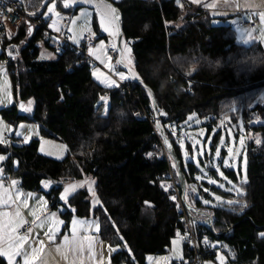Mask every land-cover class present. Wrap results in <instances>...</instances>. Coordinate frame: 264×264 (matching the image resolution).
Returning <instances> with one entry per match:
<instances>
[{
	"label": "trees",
	"instance_id": "obj_1",
	"mask_svg": "<svg viewBox=\"0 0 264 264\" xmlns=\"http://www.w3.org/2000/svg\"><path fill=\"white\" fill-rule=\"evenodd\" d=\"M112 3L122 15L123 39L133 41L132 70L140 81L131 80L117 65L129 80L127 92L101 86L94 67L69 50L55 53V60H41L43 33L36 29L29 34L27 24L3 45L18 51L7 67L15 100L34 103L30 117L21 115L16 105L2 109L3 121L39 124L69 149L64 159H50L39 152L38 140L9 137L0 143L4 173L29 192L41 193L43 183L51 182L45 196L52 212L64 208L60 216L65 228L74 216L96 219L100 237L115 248L113 264H148V256L168 251L177 232L186 233L168 177L171 170L180 186L177 163L170 156L168 165L157 130L144 118L154 114V99L163 129L164 118L179 124L192 116L210 119L209 129L220 121L242 120L253 134L246 144V183L236 171H224L244 191L227 194L240 203L206 213L214 220L215 234L208 232L211 240L237 252L233 264H264V123L252 120L256 113L264 119L262 45H237L231 27L216 26L208 12L178 0ZM46 7L45 0H25L28 12L42 13ZM5 57L3 50L0 62ZM171 142L188 189L196 180L193 161L186 167L179 142ZM87 177L96 181L98 205H92L86 189L63 204L65 183ZM242 204L247 205L243 211ZM183 249L180 264H188L192 250L187 241ZM0 264H8L5 257L0 256Z\"/></svg>",
	"mask_w": 264,
	"mask_h": 264
},
{
	"label": "rangeland",
	"instance_id": "obj_2",
	"mask_svg": "<svg viewBox=\"0 0 264 264\" xmlns=\"http://www.w3.org/2000/svg\"><path fill=\"white\" fill-rule=\"evenodd\" d=\"M49 1V2H48ZM68 6H65V0H45V4H47L46 9L44 10V13L47 16H51L49 30L56 34H66L70 37L83 34L85 31H91L92 35L96 38V50L101 49V41H103V48L107 49L105 52V56L107 58L110 57V62L113 63L112 67H109L107 65H102L98 61L97 63L100 65V67H94L93 73H98V77L100 80H104L105 77L109 78L104 70L114 72V74L117 73V65H119L118 61L114 62L112 60V57L108 53V49L112 47L113 44H115L118 47V38L117 37H109V41L105 42L104 39H102L101 33H107L101 28L100 26V15L99 12L96 10V4L101 2V0H93L92 3H80L73 2V0H67ZM53 4H55V11L60 13V16L62 17L60 23L57 25L59 27V31L56 30L55 27H51L53 21L56 20V16L53 13H50L48 11L49 7H51ZM199 10L198 7H195ZM87 11L90 13V16L88 18L87 24H85V20L83 17H81V12ZM77 12V13H76ZM31 13V12H30ZM79 18V19H77ZM75 21V23H73ZM96 24L97 28L94 26ZM84 36V35H83ZM82 38V37H81ZM72 42L75 43L76 40L70 39ZM82 40V39H81ZM40 47V59L41 60H55L57 58L55 52L49 50L45 47V45L42 42H39ZM78 44V43H75ZM132 44L133 41H127L125 39L121 42V49L124 48L125 45L131 50L130 56L126 53V60L124 63V66L127 69L134 68V57L132 53ZM108 46V48H107ZM95 49V48H94ZM93 51V50H92ZM2 46L0 44V56L2 54ZM94 52V51H93ZM42 54L45 56V58H41ZM51 58H48V57ZM94 56V55H93ZM95 58V57H94ZM131 59V64H127V59ZM104 69V70H103ZM4 71L7 73L6 80L7 84L4 83L5 76L3 74H0V88H3L4 91H0V109H8V107L17 106L18 110L21 115L23 116H32L33 114V101H16L13 95V89L11 85V81L8 75L7 67L4 66ZM94 76V74H93ZM96 79V77H95ZM110 79V78H109ZM97 80V79H96ZM111 80V79H110ZM98 81V80H97ZM99 82V81H98ZM100 83V82H99ZM103 83L102 85H104ZM105 88H113L105 86ZM3 104V106H1ZM21 104H23L26 108L30 107V111H25L23 108H21ZM210 119H204V118H198V117H190L187 119L186 122L182 123V127L184 130V136L179 142L181 146V154L183 157V161L185 166L187 167V163L189 160L193 161L196 175H195V182L194 184H190L187 189V197L186 201L194 206L196 209L200 210L202 213L211 212V209L218 208V207H229L234 204H229L228 201H237L235 198L228 196L227 194H235L238 195L235 190L229 191L228 189L232 188V185H236L230 177H228V174L224 171L225 169H232L237 172L238 177L240 178V182H242L247 175L248 172V160H247V152H246V144L248 140H251L253 138V134L248 132V129L246 128V125L244 121L239 120L237 123L231 124L229 120L220 121L217 123V125H214L212 129H209V125H211ZM19 124L21 125L20 130H18ZM24 126H28L23 129ZM8 136L14 137L15 135L17 138H23L24 141H32L34 139L39 141V152L47 157H50L55 160H61L64 159L69 152L68 147L66 146V143L57 141L53 138H51L47 133H45L41 126L36 123H31L28 121H20L17 125H8ZM17 133H22L23 135H17ZM3 135V134H2ZM27 137V139H25ZM241 137H243V145H241ZM221 138L224 140V144L221 145L220 141ZM190 146V149H189ZM219 147L221 150V156L217 158L215 156L216 148ZM227 147H232L234 150V153H237L235 156V159H231L228 156L227 153ZM187 153V156L185 155ZM1 156V155H0ZM3 156V155H2ZM229 159L230 164H234L235 167L233 168H225L223 165V160ZM1 165V163H0ZM3 165V164H2ZM1 165V166H2ZM219 166V170L223 171L225 176L227 177V180H225L223 177L219 175V172L216 170V166ZM213 170V172L211 171ZM243 173V175L241 174ZM242 175V178H241ZM200 177V179H197V177ZM209 179L216 180L217 184H210ZM13 179L11 178L10 182ZM94 181V183H92ZM228 181H231V184L228 183ZM79 182H85L83 183V186H77L74 191H69L66 195L65 199L62 200L63 204H66L69 200V198L78 190L86 189L89 192V198L93 206H97L98 203H94V201H98L96 190H95V184L96 181L92 177H87L82 180L78 181H68L63 186V190L60 194V197L65 195V188H68L69 185L72 184H78ZM18 184V181H17ZM16 184V185H17ZM220 184H223L224 187H219ZM14 185L15 188H19V185ZM43 189L41 194L43 195L42 198L46 199L45 193L51 190L52 183L51 182H44L43 183ZM213 187L214 189H211ZM91 188V190H90ZM193 188L195 190H193ZM207 189V191H205ZM25 192L27 195L31 194L38 195L39 193H32V192ZM95 193V195L93 194ZM207 194V195H206ZM29 196V195H28ZM217 197H220L219 200H217ZM207 200L209 203L205 204L204 201ZM237 204V203H235ZM61 211H64V208H60ZM173 240H179L178 244V250L179 254L182 257L181 259H178L176 255H174V250L177 248L176 245H173ZM171 241V245L169 247V250L165 254L160 255H151L148 257H153L154 260L150 261L147 259L148 264H163L162 261H160L161 257H170V260L168 261V264H180L184 260V243L187 241V238L180 233V237L175 236ZM189 248H191V245L188 243ZM223 256L222 254H218L216 261H206L205 264H221V261L218 257ZM223 264L224 261L226 262L225 257L223 256ZM210 262V263H209Z\"/></svg>",
	"mask_w": 264,
	"mask_h": 264
},
{
	"label": "crops",
	"instance_id": "obj_3",
	"mask_svg": "<svg viewBox=\"0 0 264 264\" xmlns=\"http://www.w3.org/2000/svg\"><path fill=\"white\" fill-rule=\"evenodd\" d=\"M112 1L118 2L121 0H112ZM185 3L193 7H198L199 9L208 12L211 15V18L213 19V22L216 26L231 27L233 31L236 32L237 45L249 47L253 44H260L262 45L264 49V0H185ZM254 19H256L258 22L257 26L253 28L241 26L243 21H252ZM87 33L91 34L92 32L87 30L83 34L73 36L75 38H72V40H76L75 43L79 44L82 39L81 37H83V35ZM101 36L107 37V39H105V42H108L109 37H111L108 32L101 33ZM106 50L107 49L105 48L96 50V46H95V49L93 51L97 55H99L101 59H97L96 55H94L93 57H95V60L98 61L100 64L107 65V66L110 65L112 67L113 63L110 62V60L105 56ZM108 53H109V49H108ZM102 60H104L105 62L102 63L101 62ZM113 61L116 62L117 60H113ZM132 69L133 68H131V71L133 73ZM119 72L120 71L117 70V73ZM94 77H96V79L100 82L99 83L96 80L101 86H104V85L106 86V84L102 85L103 81L98 78V73L94 75ZM112 87H116V86H112ZM1 106H3V104ZM193 117H196V116H193ZM7 127H8V124L5 121H3L1 114H0V136H2L4 142H6L7 138H9V136L7 135L8 134ZM26 127L28 126H24L23 129L25 130ZM20 128H21V125L19 124L18 130H20ZM15 137L17 136L15 135ZM24 142H27V141H24ZM4 157L6 160V156ZM3 161H0L1 165L4 163ZM1 165H0V168H2L3 171L2 173H0V180L3 181L5 189H9L10 182L5 181L3 179L5 173H4V167L3 165L2 166ZM241 174L243 175L242 172ZM242 175H241V178H242ZM17 185H19V188H15L14 186H12L9 189V191L13 193L14 199H16L15 193L17 191L22 193V195H20L19 198L16 199V204L14 205H0V211H7L10 213H14L16 211V208L19 207L21 215L26 222L29 221L32 223L34 220L36 221L35 224L32 223L33 224L32 231L29 232L28 234L29 242L25 245V249L29 253L31 252L32 247H39L40 246L39 242L43 241L44 242V252L41 253L40 259L43 260L45 264H73V261L75 262V264H113L111 262V257L115 253V248L110 246L105 241H103L102 238L100 237V226H99V222L96 219L94 218L81 219V218L74 216L69 222L68 228H65V221L60 216V214L63 211L59 209L57 211L52 212V210L49 209V201L47 197L46 199L42 198L43 195L41 193H39L38 195L28 196L25 192H23L26 190L21 188L19 182ZM26 192H29V191H26ZM32 193H38V192H32ZM25 200H27L26 207L22 203ZM43 201H47L46 206L44 205ZM33 211L37 212V214L40 217L39 220H36V217L32 215ZM52 213H55L58 219L64 221V223L60 225L59 231L56 233L54 240H50L48 238V235H46V233H48L49 228L51 227V224L47 222V218ZM73 220L84 221L85 227L86 228L90 227L91 229L90 231L81 229L80 235L81 236H92L95 238V244H94V249H93V251L95 252L94 258H92V252L88 250H85L82 255L77 254V256L74 257L71 253H65V251H63V249L61 248V246L64 243L63 237L65 235H68L69 237H71L72 235ZM42 221H44V225L43 227H39L38 225H40ZM97 225H98V228L96 227ZM5 259L7 260L6 257ZM225 259H226V262L224 261L225 264H233V263H230V261H228L227 258ZM16 260L17 262H19V264H22L21 257L17 256ZM216 260H217V257L214 260H210V261H216ZM36 264H40V261H37Z\"/></svg>",
	"mask_w": 264,
	"mask_h": 264
},
{
	"label": "built area",
	"instance_id": "obj_4",
	"mask_svg": "<svg viewBox=\"0 0 264 264\" xmlns=\"http://www.w3.org/2000/svg\"><path fill=\"white\" fill-rule=\"evenodd\" d=\"M155 1V0H153ZM169 2L171 0H158ZM180 2H185V0H178ZM51 16H47L44 12L42 13H30L25 10V5L22 0H0V44L2 46V50H4L6 57L0 62V65L5 67L9 66V63L13 57H15L18 53L16 46H5L3 45L6 42L12 40L14 35L20 29V26L23 24H27L29 26H33L35 29L40 30L42 35V43L45 45H49L50 49L55 53H61L64 50H69L74 52L76 55L83 58V62L92 67H100L97 63L93 55L90 53V49L93 50L96 45V38L87 33L82 37V41L79 44H75L70 40V38L65 34H56L49 30ZM258 22L256 19L252 21H243L242 27H250L253 28L257 26ZM118 47H111L109 50V54L113 60L118 58ZM11 52V55H9ZM104 70V69H103ZM106 75L112 80L116 81L118 84V88L123 90V92H127L129 90V80L126 77L125 79H120V76L114 72H110L104 70ZM137 118H141V114H136ZM144 118L149 121L153 127L157 130V136L159 138V142L161 143L168 165L170 166V150L173 148L171 140L175 142H180L184 136V130L181 124L175 121H169L168 119H163L166 124V127L163 129L166 135V138H163L161 133L156 128V120L154 115L149 116L147 113L144 115ZM253 121H260L264 123V119L258 114H254ZM165 139H167V143H165ZM168 177L172 180V191L173 195L178 200L181 218L180 220L184 223L186 228L185 237L187 238V243L191 245L192 254L189 259L188 264H205L206 261L214 260L218 254H222L225 258L230 261V263L237 262L238 256L237 252L233 250L228 245H224L219 241L211 240L209 236V232L214 233V224L212 218L202 213L200 210L191 206L187 201H183L181 188L178 182H175L173 173L170 170ZM5 181L11 180V176L9 174H5ZM203 216L204 219L200 217ZM33 224L31 222H26V224L19 229L18 234L25 235L29 234L27 229H32ZM218 237V236H217ZM205 238H207V243H205ZM214 258V259H213Z\"/></svg>",
	"mask_w": 264,
	"mask_h": 264
},
{
	"label": "snow or ice",
	"instance_id": "obj_5",
	"mask_svg": "<svg viewBox=\"0 0 264 264\" xmlns=\"http://www.w3.org/2000/svg\"><path fill=\"white\" fill-rule=\"evenodd\" d=\"M73 2H77V0H73ZM78 2L92 3L93 0H78ZM65 6H68L67 0H65ZM96 10L99 12V15H100L101 28H103L105 32H108L109 35L112 37L119 36L120 35V29L118 25L119 13L117 9L112 7L110 4H107L106 2H104V0H101V2L96 4ZM48 11L50 13H53L56 16V20H54L52 25L50 26L55 27L56 30L59 31V27H57V25L60 23L62 17L60 16L59 12L55 11V4L49 7ZM89 16H90V13H88L86 10L81 12V17L84 18L85 24H87ZM73 23H75V21H73ZM31 31L32 29L31 27H29L28 28L29 34H31ZM70 38H75V37H70ZM100 47L103 48V41H101ZM112 47L116 48V45L113 44ZM89 51L91 54L96 55L97 59H101V57L97 55L95 52H93L91 49ZM118 51L120 52V57H121L120 63L124 64L126 60L125 54L127 53L130 56L131 50L127 47V45H125L124 48L118 49ZM9 55H11V52H9ZM41 58L43 59L45 58V56L42 54ZM48 58H51V57L49 56ZM108 59L110 60V57ZM101 62L104 63L105 61L102 60ZM127 64L128 65L131 64L130 58L127 59ZM129 70L131 71V69ZM0 74H3L5 76L4 83L7 84V80H6L7 73L4 71L3 65H0ZM93 74L96 75L97 73L94 72ZM117 74L120 76V79L122 80L126 78L123 72H119ZM103 83H105L106 86L108 87H112V86L118 87L119 86L118 84H116V81L110 80L107 77L104 78ZM0 91H4V89L0 88ZM101 99L106 101L107 98L101 97ZM104 107H105V111H107V103L104 104ZM21 108H23L25 111L31 110L30 107L26 108L23 104H21ZM157 126L159 127V125ZM17 135H23V134L17 133ZM25 139H27V137H25ZM243 142H244L243 137H241V141H240L241 145H243ZM0 143H4L2 136H0ZM165 143H167V139H165ZM220 143L221 145L224 144L223 138H221ZM257 143H259V140L257 141ZM227 153H228L229 158L231 159H235V156L237 155V153H234V150L232 147H227ZM148 155L151 156L152 153H149ZM185 155L187 156V153H185ZM215 156L217 158L221 156V150L219 147L216 148ZM3 160H5V157L0 156V161H3ZM223 165L225 168L235 167L234 164L229 163V159H224ZM216 170L219 172V175L221 177L227 180V177L225 176L224 172L219 170L218 165L216 166ZM2 171L3 169L0 168V173H2ZM197 179H200V177L198 176ZM83 183L85 182H79L78 184L69 185L68 188H65V195L62 196L61 198L66 200L67 193H69V191H74L77 186L82 187ZM92 183H94V181H92ZM209 183L217 184V181L209 179ZM228 183L231 184V181H228ZM243 183H246V179L242 181V184ZM16 184H17V181L12 180L9 184V189ZM189 187H192V186H189ZM219 187L223 188L224 185L220 184ZM9 189H5L3 181L0 180V205H14L16 204V199H18L19 196L22 195V193L17 191L15 193L16 199H14L13 193L10 192ZM193 190L195 189L193 188ZM228 190L229 191L235 190L238 195L242 194L244 191L242 186L236 187V185H232V188ZM205 191H207V189H205ZM93 194L95 195V193ZM28 195L30 196L31 194H28ZM185 196L187 197V193H185ZM173 199H175V197H173ZM219 199L220 197H217V200ZM22 203L24 204L25 207L27 206V200L23 201ZM43 203L45 206L47 205V201H43ZM94 203H98V201H94ZM204 203L207 204L209 203V201L205 200ZM228 203L231 205L235 203H240V201L230 200L228 201ZM244 207H247V205L242 204L240 210L243 211ZM32 215L36 217V220L40 219L36 211H33ZM47 222L51 224V227L49 228L48 233H46V235H48V238L50 240H54L56 233L59 231L60 225H62L64 221L58 219L56 214L52 213L47 218ZM25 223L26 221L23 219L21 212L19 210V207L16 208V211L14 213H10L7 211H0V256L6 257L8 260V264H19V262H17L16 260L17 256L22 258V264H36L37 261H40V264H45V262L40 259L41 253L44 252V242L43 241L39 242V245H40L39 247H32V250L30 253L25 249V245L29 242V236L27 234L25 235L18 234L19 229ZM32 223L35 224L36 221L34 220ZM43 225H44V221H42L41 224L38 226L43 227ZM96 227L98 228V225ZM81 229H84L86 231L91 230L90 227L88 228L85 227L84 221L73 220L72 235L71 237H69L68 235H65L63 237L64 243L61 246V248L63 249V251H65V253H71L74 257H76L77 254L82 255L85 250H88L92 252V258H94L95 252L93 251V249H94V244H95V238L92 236H81L80 235ZM31 231H32L31 228L27 229V232H31ZM177 237H180L179 232H177ZM172 243L173 245L177 246V248L174 250V255H176L178 259H181L182 257L180 256L179 250H178L179 240H173ZM205 243H207V238H205ZM218 258L220 259L221 264H223V260H224L223 256H220ZM148 259L150 261L154 260L153 257H148ZM169 260H170V257L160 258V261H162L163 264H168ZM73 264H75L74 261H73Z\"/></svg>",
	"mask_w": 264,
	"mask_h": 264
},
{
	"label": "water",
	"instance_id": "obj_6",
	"mask_svg": "<svg viewBox=\"0 0 264 264\" xmlns=\"http://www.w3.org/2000/svg\"><path fill=\"white\" fill-rule=\"evenodd\" d=\"M22 2L24 3L25 5V0H22ZM49 2V1H48ZM104 2H106L107 4H110L112 7H114V4L112 3L111 0H104ZM115 8V7H114ZM117 9V8H116ZM118 13H119V21H118V25H119V29H120V35H119V38H118V49H121V42L123 40V30H122V24L120 23L122 21V15L120 13V11L117 9ZM31 29H32V32L34 31V28L33 26H31ZM117 49V50H118ZM119 52V51H118ZM120 52H119V56H118V63L119 65L121 66V68L126 72V74L129 76V78L137 83H140L139 79L135 76L134 73H132V71H130L129 69H127L124 64L120 63ZM143 86H145L144 84H142ZM153 95V93H152ZM153 115H154V118L156 120V128L158 129V131L161 133L162 137L163 138H166V135H165V132L163 130V127L161 126L160 124V120H159V115H158V107H157V102H156V99H154V105H153ZM159 125V127L157 126ZM175 152L173 151V148L170 150V155L172 156L173 159H175L176 163H177V166H178V176H179V182H180V187H181V193H182V199L183 201H186V196H185V193H186V180L184 178V175H183V172H182V165L181 163L179 162V160L177 159L176 155H174ZM189 162H191V160H189ZM188 162V163H189ZM234 229V228H233ZM169 250V249H168Z\"/></svg>",
	"mask_w": 264,
	"mask_h": 264
}]
</instances>
